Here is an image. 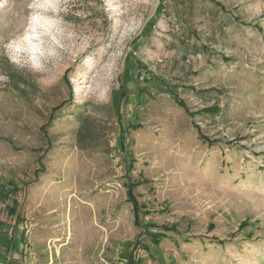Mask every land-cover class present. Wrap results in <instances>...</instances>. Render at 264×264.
Listing matches in <instances>:
<instances>
[{"label": "rangeland", "instance_id": "1", "mask_svg": "<svg viewBox=\"0 0 264 264\" xmlns=\"http://www.w3.org/2000/svg\"><path fill=\"white\" fill-rule=\"evenodd\" d=\"M0 188L34 264H264V0H0Z\"/></svg>", "mask_w": 264, "mask_h": 264}, {"label": "crops", "instance_id": "2", "mask_svg": "<svg viewBox=\"0 0 264 264\" xmlns=\"http://www.w3.org/2000/svg\"><path fill=\"white\" fill-rule=\"evenodd\" d=\"M0 219V264H34L35 259L28 251V242L23 226ZM19 228V229H18Z\"/></svg>", "mask_w": 264, "mask_h": 264}, {"label": "trees", "instance_id": "3", "mask_svg": "<svg viewBox=\"0 0 264 264\" xmlns=\"http://www.w3.org/2000/svg\"><path fill=\"white\" fill-rule=\"evenodd\" d=\"M177 101V104L179 106L182 107V109L186 112H188V110L185 108L184 104L181 102V100L175 98ZM204 113H209V114H217L218 113V107L217 106H210V107H206L203 109ZM204 141L208 144H212L211 142H209L208 140H205V138H203ZM140 182H127L126 184V193H127V200L130 201L132 203V209L135 215V224H137L136 219L138 218L137 214L139 212L138 210V204L133 196V188L137 185H139ZM2 188V187H1ZM0 188V189H1ZM11 190L9 193L5 192L3 193L2 197L6 198L8 197L10 194H15L17 191L14 190L15 188H13L12 186L10 187ZM16 207H17V202L16 200L13 198L11 200V206L7 208V214L9 216L15 215V224H19L21 222H23V219L20 218L19 214L16 213ZM152 226V225H151ZM167 232H173L176 233V227L175 226H167V225H161L159 226V228H157V232L154 234H147V238L149 239V243H151L154 246H158L159 243L161 242L162 239H164L166 236ZM141 247H146L143 244H141ZM127 262L129 264H141L142 263V259L141 258H137L134 259L131 255L127 256Z\"/></svg>", "mask_w": 264, "mask_h": 264}]
</instances>
